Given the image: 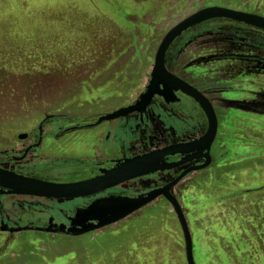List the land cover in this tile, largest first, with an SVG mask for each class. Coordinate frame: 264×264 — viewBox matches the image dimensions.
<instances>
[{
	"label": "rangeland",
	"instance_id": "rangeland-1",
	"mask_svg": "<svg viewBox=\"0 0 264 264\" xmlns=\"http://www.w3.org/2000/svg\"><path fill=\"white\" fill-rule=\"evenodd\" d=\"M215 6L264 16V0H0V167L33 174L72 164L68 153H90L87 144L96 137L80 130L56 143L62 153L48 161L36 165V156H30L22 163L5 162L24 146L17 136L37 124L49 123L45 130L52 134L68 123L134 104L148 85L165 34ZM208 27L175 47L168 68L214 106L218 129L212 161L172 194L189 228L195 264H264V107L243 100L246 73L241 64L225 60L242 39ZM259 96L263 99L264 92ZM257 107L263 116H257ZM149 118L137 144L141 152L200 135L155 107ZM132 135L129 139L137 138ZM75 143L82 145L71 152ZM101 144L92 147L104 153L108 143ZM178 172L143 177L111 192H145ZM2 202L33 206L62 220V212L71 214L85 201L23 197ZM0 264L187 263L177 218L158 198L122 221L78 237L6 235L0 238Z\"/></svg>",
	"mask_w": 264,
	"mask_h": 264
},
{
	"label": "water",
	"instance_id": "water-1",
	"mask_svg": "<svg viewBox=\"0 0 264 264\" xmlns=\"http://www.w3.org/2000/svg\"><path fill=\"white\" fill-rule=\"evenodd\" d=\"M213 20L230 21L264 32V17L262 16L224 7H208L193 13L172 27L162 38L155 52L150 80L141 98L131 106L99 117L96 122V125H99L103 122L127 118L131 114L143 116L147 113L156 96L162 98L166 104H169L177 101L175 94L180 93L192 99L203 111L208 127L202 137L193 142L174 144L133 158L116 161L113 168L101 170L99 176L77 183L56 184L42 182L0 168V196H25L52 200L87 198L126 182L156 173L179 169L203 159L204 163L202 165H193L186 168L173 181L161 188L153 189L134 198L108 196L94 200L84 209H76L73 218L70 219L69 227L53 223V219L50 218L46 228L34 229L43 233L57 232L71 237H78L122 221L158 198H162L170 205L179 223L184 239L186 263L195 264L189 228L182 208L172 194V189L189 174L209 167L211 163L210 147L217 134V118L212 105L206 97L168 72L165 66V58L174 42L184 33ZM176 156L181 157L177 162H163L167 158ZM32 229L29 227H10L3 222L0 223V231L11 234Z\"/></svg>",
	"mask_w": 264,
	"mask_h": 264
},
{
	"label": "flooded vegetation",
	"instance_id": "flooded-vegetation-1",
	"mask_svg": "<svg viewBox=\"0 0 264 264\" xmlns=\"http://www.w3.org/2000/svg\"><path fill=\"white\" fill-rule=\"evenodd\" d=\"M244 13H248V12H244ZM248 14L258 15L255 13H248ZM258 16H261V15H258ZM203 26H210L208 28L209 29L211 28V30L217 33L231 34L235 38L242 39L241 43H237L239 47L234 52V54H232L233 57L227 58L225 60L230 61L233 66L236 64L242 65V69L246 73V75H244L243 78L246 79V84L248 87L247 89L244 90L245 92L244 95H245L246 100L255 101L257 105L260 104V106L264 107L263 99L261 96H259L260 90L264 91V32H261L257 29L250 28L248 26H244L238 23L230 22V21L213 20V21L203 23L187 31L180 38H178L174 42V44L178 40L181 42L185 39L192 38L193 34L199 28ZM180 42L177 43L175 46L173 44L171 48L169 49V51L167 52V54L170 53V58L168 59L167 62L165 58L166 69L172 75L178 77L182 81L186 82L187 84H189L190 86L198 90L204 97L208 99V101L210 102V104L212 105L214 109V106L212 102L210 101V99L198 87L193 86L188 81H186L184 78H181L180 76L175 75L173 72H171V69L168 68V65L170 63L171 65L174 63L172 62L173 59H171L172 53L175 47H177L180 44ZM228 66L230 67V72H232L231 65L228 64ZM228 78L230 79L234 77L228 76ZM214 84L217 85V83H214ZM214 84L213 86L215 88ZM175 95H176L177 101H175L174 103H169V104H166L162 98L156 96L153 99L151 106L148 108L147 113L144 114L143 116H140L139 114H131L127 118H119V119L103 122L99 125H96L97 119L99 117H102L107 114H111L119 109L126 108L128 106L133 105L131 104V105H128V106H125V107H122L116 110L104 112L99 116L85 118L86 120L81 124L74 125L72 123H68L65 128L58 129L55 133L53 132L52 134L51 132H47L45 130L46 126H49V123L37 124L35 127L30 129L29 133H21L17 136V141L23 142L24 146L19 149L18 155L16 156L9 155L8 157H6L5 162L22 163L28 160L30 156H36V165L40 164L41 161H48L46 159L53 157L56 154L62 153L60 150L61 146H57L56 143L61 142L66 137H69L72 132H78L80 130L89 131L90 133H92L93 137H96L97 142L92 140L91 143H89V140H86V143H89L87 145L91 147L90 153L87 152V153H82L80 155H77V153L66 154L68 155V158L72 160L71 161L72 164H69L68 166H65V167H55V168H49L47 170L38 168L35 170L33 174H27L25 172L5 169L1 167L0 168L10 171L12 173H15L17 175H21V176L28 177V178H33L35 180H39L42 182L56 183V184L77 183V182L86 181V180L99 176L101 170H109L113 168L115 166L116 161L133 158L139 155L149 153L154 150H159L164 147L174 145V144H184V143L193 142L199 139L200 137H202L204 133L206 132L207 127H208L207 119L203 111L192 99L180 93H176ZM153 107L157 108L162 113L167 114L169 118L174 119L177 122H179L183 128L199 130L200 135L194 138L184 140L179 143H174V144H170L164 147L152 149L146 152H141V148L137 147V144L140 141V139L143 137L142 128L146 127V124L150 119L149 118L150 110ZM256 109H257L256 111L257 116H263V114L259 112L258 107ZM216 118H217V114H216ZM217 129H218V118H217ZM132 133H134L137 136L136 139L133 137L132 139H129V136L132 135ZM215 139L210 147V152H209L211 161H212L211 151H212ZM105 142L108 143V146L104 153H100L96 149H94L95 147H92V143L100 145L101 143L103 144ZM81 145L82 144L75 143L72 146L73 150L71 152L79 150V147ZM180 159H181L180 156H176L173 158H167L163 162H177ZM203 163H204V160L200 159L198 161H195L191 164H188L186 166L179 168V172L176 174L174 179L177 176H179L186 168L191 167L193 165L194 166L202 165ZM175 170H178V169H175ZM175 170H172V171H175ZM168 172H171V171H168ZM156 174H160V173H156ZM144 177H147V176H144ZM138 179H135V180H138ZM132 181H129V182H132ZM129 182H126L122 185H125ZM168 183L169 182L162 184L153 189L161 188ZM122 185H119L113 189L104 191L95 196L81 198V199H71V200H84L85 202L82 205L73 207V211L71 214L62 212L61 213L62 218H63L62 220L55 218L54 216L50 215L49 213L45 211L37 210L33 206L24 207L20 203H14V204L11 203L9 205L8 204L6 205V204H3L2 202L4 198H23V197L24 198H35V197L0 196V223L3 222L4 224H7L10 227H29V228H33L29 232H38V231H35L34 229L46 228L48 220L52 218L53 223L63 224L66 227H69L70 219L73 218L76 209H84L96 199L105 198L108 196H123V197L134 198L140 194H145L148 191L153 190L151 189V190L140 192L137 194H130L128 192H119V193L111 192L114 189ZM36 199H41V198H36ZM45 200H52V199H45ZM8 218H12L15 224L12 225L8 221L9 220ZM27 232L28 231H25L24 233H27ZM22 233L23 232L11 234L8 232L0 231V234H6V235H16V234H22ZM40 233H43V232H40ZM60 235H65V234H60Z\"/></svg>",
	"mask_w": 264,
	"mask_h": 264
},
{
	"label": "crops",
	"instance_id": "crops-1",
	"mask_svg": "<svg viewBox=\"0 0 264 264\" xmlns=\"http://www.w3.org/2000/svg\"><path fill=\"white\" fill-rule=\"evenodd\" d=\"M263 92H264V91H263ZM243 100H245L246 103H248V102H247L248 100H246V98H245V99L243 98ZM263 102H264V96H263ZM246 115H247V116H250V115H253V113H249V112H247ZM2 237H3V238L6 237V234H0V238H2Z\"/></svg>",
	"mask_w": 264,
	"mask_h": 264
},
{
	"label": "trees",
	"instance_id": "trees-1",
	"mask_svg": "<svg viewBox=\"0 0 264 264\" xmlns=\"http://www.w3.org/2000/svg\"><path fill=\"white\" fill-rule=\"evenodd\" d=\"M221 22H223V21H221ZM180 41L178 40L175 44H174V46L177 44V43H179ZM170 58V53H168L167 54V56H166V62L168 61V59Z\"/></svg>",
	"mask_w": 264,
	"mask_h": 264
}]
</instances>
